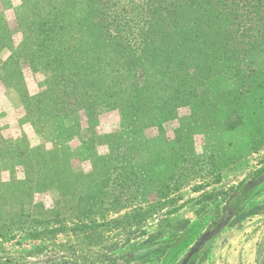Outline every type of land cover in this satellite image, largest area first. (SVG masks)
<instances>
[{
    "label": "trees",
    "instance_id": "trees-1",
    "mask_svg": "<svg viewBox=\"0 0 264 264\" xmlns=\"http://www.w3.org/2000/svg\"><path fill=\"white\" fill-rule=\"evenodd\" d=\"M18 1L13 14L15 31L21 35L19 41L12 39L7 23L0 20V52L7 49L10 53L3 61L0 78L17 88L24 115L31 125L43 129L50 123V140L56 145L61 143L63 146L70 137L76 136V130H80L78 123L66 127L64 118L81 112L92 118L100 107L116 111L121 116L122 130L114 137L113 148L105 156L121 161L129 156L128 151L130 156L136 155L135 146L141 141L143 130L160 129L165 123L176 120L180 108H189L191 118L197 121L195 123L205 124L215 121L216 109L221 107L226 112L222 125L227 131H234L243 121V112L239 113L232 105L236 94L255 95L256 109L264 110V71L257 69L264 61V0ZM20 60H25L34 74L44 77L42 90L34 96L28 94L19 78L12 80L11 72L19 70ZM219 78L226 79L233 86L202 97L200 90L215 86ZM220 99L225 100L222 106L218 103ZM23 140L26 138L18 142ZM2 144L0 138V158L8 148ZM47 154L50 159H44L46 154L44 157L36 155L35 163L31 165L25 159L27 163L20 167L26 179L44 169L49 174V184L56 186L60 183V173L53 164L57 154L53 150ZM20 157L24 159L25 155ZM130 168V173L125 175L112 168L113 174L103 182L108 189L116 181L121 183L122 178L127 181L123 192L113 191L114 196H110L113 199L99 201L103 204L110 200V205L116 207L115 213L124 208L123 203L130 202L141 187L154 183L155 189L144 190V194L155 191L158 194L162 188L168 187L165 182L173 177L172 171L162 181L154 177L153 169H149L147 178L145 167L141 169V183L133 192L135 182L130 175L136 169ZM261 175L262 171L252 178L256 180ZM248 183L240 182L221 192V199L226 200L227 207L220 212L214 210L211 223L208 218L203 219L200 226L214 225L228 210L234 212L228 224L234 219L264 214V201L248 203L260 184L247 190ZM2 189L8 190L0 179V191ZM216 193L213 190L205 195L211 200ZM204 197L196 200L201 205L198 213L207 207ZM212 205L217 209L214 200ZM184 206H175L168 215H175ZM8 212L11 224L25 223L20 220L23 217L21 209ZM145 214L138 213L133 217ZM4 227L0 225V234ZM189 229L186 222H180L165 240L159 239L158 234L148 235L133 250L134 255L127 257V254L122 259L130 263L154 255L158 261L161 259L160 264H180L182 259L179 260L177 254L184 244L176 245V242L181 231L185 234L182 243L187 242ZM33 230L39 232L37 228ZM61 231L54 228L48 233ZM195 261L192 259L190 264ZM46 262L53 264L54 260L49 258ZM41 263L44 262L36 264Z\"/></svg>",
    "mask_w": 264,
    "mask_h": 264
},
{
    "label": "rangeland",
    "instance_id": "rangeland-1",
    "mask_svg": "<svg viewBox=\"0 0 264 264\" xmlns=\"http://www.w3.org/2000/svg\"><path fill=\"white\" fill-rule=\"evenodd\" d=\"M18 4V0H0V20L7 23L15 41L21 37L15 31L13 14ZM9 55L7 49L0 52V72ZM257 69L264 71V61ZM11 75L13 81L17 78L22 81L30 96L43 88V75L34 74L25 60L19 61V70L12 71ZM7 82L0 78V138L2 146L8 147L0 158V179L8 188L0 191V225L5 226V232L0 234V264H51L46 262L49 258H53V264H160L161 259L158 261L154 255L130 263L124 262L122 256L134 255L133 250L148 235L158 234L159 239L165 240L176 224L186 222L190 238L182 243L185 234L181 231L176 242V245L184 244L177 254L180 260L209 226L214 210L220 212L226 206L221 192L240 182L247 184L257 172L264 174V110L256 109L255 95L236 94L233 98L234 109L244 114L241 125L234 131L224 129L226 112L221 107L216 109L215 121L205 124L195 123L189 108H180L176 120L165 123L160 129L143 130L142 139L135 146L136 155L130 156L128 151L129 156L121 161L105 157L113 148L114 137L122 130L118 112L100 107L92 118L82 112L64 118L66 127L78 123L80 130L63 146L56 145L50 140V123L43 129L31 125L24 115L17 88ZM232 86L226 79L219 78L215 86L202 88L199 93L202 97L210 96ZM218 103L222 106L225 100L220 99ZM23 137L26 140L18 142ZM49 150L57 154L53 164L60 173V183L51 186L44 169L26 179L20 165L27 163L25 159L32 165L36 155L44 157L46 154L44 159L49 158ZM62 152L64 155H60ZM130 167L136 169L130 175L135 182L133 192L141 183L139 177L145 167L147 178L149 169L162 181L172 171L173 177L165 182L168 187L158 194L156 191L144 194V190L155 189L154 183L143 185L147 187H141L131 201L124 202L125 207L115 213L116 207L110 205V200L103 204L99 201L113 199L110 198L115 194L113 191L123 192L127 181L122 178L121 183L116 181L108 189L103 182L113 174L112 168L125 175L132 170ZM213 190L217 193L211 200L207 199L205 194ZM203 196L207 207L198 213L201 205L196 200ZM213 200L218 204L217 209L212 205ZM261 201H264V182L255 189L248 203ZM181 204L185 206L180 212L168 215L170 209ZM16 209L22 210L20 220L25 222L17 226L11 224L8 212ZM138 213L146 214L134 218ZM207 218L210 223L201 227L199 222ZM84 225L87 227L82 228ZM34 228L39 232L35 233ZM54 228L62 231L48 233ZM193 264H264V214L234 219Z\"/></svg>",
    "mask_w": 264,
    "mask_h": 264
},
{
    "label": "water",
    "instance_id": "water-1",
    "mask_svg": "<svg viewBox=\"0 0 264 264\" xmlns=\"http://www.w3.org/2000/svg\"><path fill=\"white\" fill-rule=\"evenodd\" d=\"M262 182H264V174L259 176L256 180H251L248 183L247 190L258 186ZM226 207L227 206H225V208ZM233 214L234 212L232 210H228L225 216L220 218L218 222L203 232V234L195 241V243L182 258L180 264H190L192 259L197 260L200 257L204 247H206L210 241L216 238L225 229L228 222L232 219Z\"/></svg>",
    "mask_w": 264,
    "mask_h": 264
},
{
    "label": "flooded vegetation",
    "instance_id": "flooded-vegetation-1",
    "mask_svg": "<svg viewBox=\"0 0 264 264\" xmlns=\"http://www.w3.org/2000/svg\"><path fill=\"white\" fill-rule=\"evenodd\" d=\"M224 211H225V210H224ZM227 212H228V211L222 213L220 218H222L223 216H225V215L227 214ZM211 226H213V224H210L209 226H207L206 229L203 230V232H205V231H206L209 227H211ZM202 234H203V233H202ZM202 234H201V235H202ZM201 235H200V236H201ZM200 236H199V237H200ZM199 237H198V238H199ZM190 248H191V246H190ZM190 248H189V249H190ZM187 252H188V251H187ZM187 252H186V253H187Z\"/></svg>",
    "mask_w": 264,
    "mask_h": 264
},
{
    "label": "crops",
    "instance_id": "crops-1",
    "mask_svg": "<svg viewBox=\"0 0 264 264\" xmlns=\"http://www.w3.org/2000/svg\"><path fill=\"white\" fill-rule=\"evenodd\" d=\"M214 239H215V238H214ZM214 239H213V240H214ZM213 240H212V241H213ZM212 241H210L207 245H209ZM205 248H206V247H204V249H205ZM204 249H203V251H204ZM203 251H202V253H203ZM202 253H201V254H202ZM200 256H201V255H200ZM198 259H199V258H198Z\"/></svg>",
    "mask_w": 264,
    "mask_h": 264
}]
</instances>
